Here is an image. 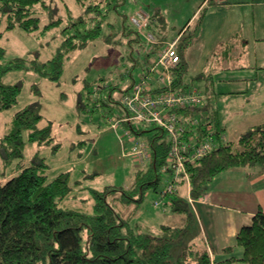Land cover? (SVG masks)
I'll return each instance as SVG.
<instances>
[{
    "label": "rangeland",
    "instance_id": "obj_1",
    "mask_svg": "<svg viewBox=\"0 0 264 264\" xmlns=\"http://www.w3.org/2000/svg\"><path fill=\"white\" fill-rule=\"evenodd\" d=\"M203 2L121 0L118 8L109 9L104 5L99 12L89 11L87 5L77 0H46L45 7H36V15L42 23L34 33L20 28L6 31L4 25L1 28L4 35L0 36V46L6 49L7 62L20 58L47 63L58 54V49L69 35L75 33L73 23L80 19L86 21L77 26L83 31L95 29L96 25L100 26L101 31L87 47L72 52L66 58L59 81L26 69L13 70L3 77L6 84L20 85L21 93L14 107L0 112V140L12 128L17 113L32 105L40 106L43 115L40 127L51 124L55 140L51 144L31 143L28 141V132H25L27 146L24 156L9 165L5 164L6 157L0 146V182H7L17 172L18 166L28 167L43 159L47 164L45 173L50 181L63 172L70 174L73 192L64 206L86 212H92L95 204L91 189L102 190L109 185L132 187L136 172L144 166L135 157L126 156L132 149V142L126 136L129 129L127 126L113 129V120L119 109L112 113L108 106L102 105L103 101L99 108H96L95 103L101 89L104 94L108 92L105 87L110 85H120L123 90L127 89L134 81L139 82L149 66L147 38L141 35L139 39L138 30L132 24V18L141 10L152 17L147 32L157 37L161 51L166 48L167 42L171 43L179 37L192 19L194 22L198 18L204 7H208L205 10L204 25L197 34L199 45L190 50L191 53L194 51V60L185 81L190 84L191 90L198 89L205 95L201 107L212 105L217 110L226 142H237L250 127L263 124L264 0H215L218 3L216 6L206 3L199 10ZM57 20L61 22L56 27L44 31L46 25ZM195 27H187L184 32L190 34ZM229 42L234 45V51L225 53ZM209 51L216 54L214 58L211 59ZM229 54L234 57H229ZM158 55L159 51H156L150 56L156 59ZM197 56L200 61L196 60ZM241 66L245 68L240 71L236 69ZM114 96L116 100H121V90H117ZM195 115L201 121L209 117L203 111ZM154 132L142 138L148 139ZM244 172L257 178L261 173L264 174V169L258 165L223 172L212 181L208 193L225 192L233 196L229 191L237 193L246 190L247 185L244 186L242 180ZM167 180L168 176L164 178L162 188H166ZM228 194L226 200L219 204L221 207H217L214 200L210 201L213 204L207 205L208 211L202 213L203 221L192 210L196 222L187 242H202V225L211 235L225 232L229 226H237L240 222L245 226L252 222L243 207ZM178 196L185 201L189 200L186 184L181 187ZM157 201L163 204L155 208ZM169 202V197L162 200L160 193L150 189L144 202L133 204L125 215L135 210V223L155 229L163 224L182 225L185 215L174 213ZM247 204L248 207L255 206L251 201ZM224 205L226 207L222 209ZM122 208L118 207L121 211ZM231 245L233 251L226 253L217 247V264H229L224 260L243 257L244 250L236 246V239ZM230 264L246 263L234 261Z\"/></svg>",
    "mask_w": 264,
    "mask_h": 264
},
{
    "label": "trees",
    "instance_id": "obj_2",
    "mask_svg": "<svg viewBox=\"0 0 264 264\" xmlns=\"http://www.w3.org/2000/svg\"><path fill=\"white\" fill-rule=\"evenodd\" d=\"M77 2L87 5L89 11L100 12L104 5L109 9L118 8L121 0ZM40 5L45 7L46 0H0V36L4 35L1 31L4 25L6 31L20 28L34 33L39 30L42 20L36 15V7ZM205 10L198 16L192 33L184 32L191 21L180 33L183 37L178 47L182 61L174 73L176 90L185 91L189 88L185 81L190 72L186 52L194 43L196 32L204 24ZM60 22L57 20L46 25L44 31L56 27ZM83 23H86L85 19L73 23L75 33L69 35L58 49V54L47 63L20 58L7 62L6 49L0 46V112L14 107L21 93L20 85L4 82L3 77L7 73L33 70L41 76L59 81L66 58L72 52L87 47L100 35V26L83 31L77 27ZM137 37L142 38L138 31ZM147 57L149 59L150 55ZM134 84L135 81L124 90L120 85L107 86V94L101 89L96 95V108L101 107L103 101L102 105L108 106L109 112L115 113L119 109L117 117L127 116L121 100H116L114 95L117 90H121L122 94L128 93ZM199 108L187 110L183 115L196 117ZM210 114L212 116L200 122L204 128L213 127L220 146L200 162L189 164L191 195L195 200L206 197L212 181L223 172L258 165L264 169V123L250 127L237 142H223L222 132L219 131V114L215 109H211ZM42 120L39 105L28 106L17 113L12 128L0 140L6 157L5 164H12L18 157L24 156L27 146L25 132H28V141L31 143L43 145L54 142L52 125L41 128ZM126 126L139 138L155 131L148 138L152 160L136 172L131 188L109 185L102 190L91 189L95 199L92 212L64 206L73 192L70 174L63 172L50 181L45 173L47 164L43 159L28 167L18 166L17 172L7 182H0V264H215L206 249L201 251L188 247L187 239L193 231L196 218L189 202L177 194L169 197V203L174 213L185 215V222L180 226L163 224L155 229L135 223V210L125 215L133 204L144 202L148 190L154 189L161 193L165 189L162 188V182L167 174L162 173V168L170 153L168 135L161 128L156 125H141L139 129L132 125ZM119 206L123 207L122 211L118 209ZM236 239V246L242 247L244 254L238 259L231 258V263L243 261L246 264H264L262 209L254 214L248 226L241 228ZM233 249L230 246L226 251Z\"/></svg>",
    "mask_w": 264,
    "mask_h": 264
},
{
    "label": "built area",
    "instance_id": "obj_3",
    "mask_svg": "<svg viewBox=\"0 0 264 264\" xmlns=\"http://www.w3.org/2000/svg\"><path fill=\"white\" fill-rule=\"evenodd\" d=\"M151 15L141 10L132 18L133 25L138 32L147 38L149 44L148 55L159 51L156 59L149 57V66L145 74L135 82L128 93L122 94L121 103L127 111V116L113 120V129L118 130L126 125H156L168 135L170 141V153L162 168V173L167 174L166 188L160 193L162 200L180 192L186 184L188 188L189 204L196 209L197 203H206L207 198L195 200L191 195V175L188 172L189 164H196L213 151L219 149L220 141L212 126L204 128L199 118L183 115L187 110L201 107L205 95L200 90L185 91L174 89V73L182 59L179 54V43L182 35L167 42L166 48H156L161 43L151 32H147L151 21ZM166 44V43H163ZM126 136L132 142L128 157H135L142 166H146L152 160L150 141L134 136L129 129ZM222 137V136H221ZM223 142L225 138L222 137ZM126 150V149H125ZM162 201H157L156 207H160Z\"/></svg>",
    "mask_w": 264,
    "mask_h": 264
},
{
    "label": "crops",
    "instance_id": "obj_4",
    "mask_svg": "<svg viewBox=\"0 0 264 264\" xmlns=\"http://www.w3.org/2000/svg\"><path fill=\"white\" fill-rule=\"evenodd\" d=\"M206 3H207V5L210 4V6H216V4H218L217 2H215V0H204L203 4L200 6L199 10L202 9ZM204 8L207 9L208 7H204ZM196 20H197V18L194 20V22H193V19L191 20L189 28L193 25H196L195 24ZM202 27H201V29H202ZM199 31L200 30H198L195 34L196 36L194 39V43L187 49V52H186V58H187V61L189 63V70L191 69L192 61L194 60L193 55H192V53H194V51L191 53L190 50L191 49L194 50V48L199 45L198 40H197V36H198L197 34ZM179 36H180V34H179ZM159 47L160 46H157L156 48L160 49ZM233 48H234V45H232V42H229L226 46L225 53H232L234 51ZM208 54H211V59L214 58L213 55H216L214 52L212 53L210 51L208 52ZM229 57H234V56L229 54ZM196 60L200 61V58H198V56H197ZM244 68L245 67L241 66V68H236V69H238L240 71L241 69H244ZM211 76L209 78H211ZM231 79H233V78H231ZM213 80H214V78H213ZM220 80L224 81L223 79H220ZM214 82H215V80H214ZM188 85H190V84H188ZM211 109H215V108H213L212 105H209L207 107H200L198 110H199V112L203 111L205 115L212 116V114H210ZM218 119H219V125H220V118H218ZM223 130L224 129H223L222 125H220L219 131L222 132L221 133L222 137H223ZM236 170H241V168H236ZM261 174L262 175H260L256 178L251 173H247V172L245 173L244 172L242 180H243V185L244 186L247 185V189L243 190V191L239 190V191H237V193H233L232 191H229L230 193L233 194V196H231V194H228L225 192L223 194L222 192L210 193V191H209V193H207L208 195L206 196V198H207L206 203H201V204L197 203L196 209L192 206L194 212L198 215V217H201L203 212L208 211L207 205L211 206L213 204V203L212 204L210 203L211 200L212 201L214 200L216 202L215 205L217 207H221L219 204L223 203L224 200H226L225 197L228 194V196L233 198L239 206L243 207V211H245L247 213L249 218H252L254 216V214L259 211V209H262L264 211V183H263L264 182V174L263 173H261ZM249 201L253 202L255 204V206L253 207V205H251L252 207H248L247 203H249ZM223 207L224 208H222V209H225L226 205H224ZM238 212H240V211L238 210ZM201 219H202V217H201ZM203 220L204 219H202V221ZM240 223H242V222H240ZM240 223H238L237 226L236 225L229 226V229L225 232H219V234L217 232V233H214L211 235H209L208 230L205 227H203V225H202V227H201V229H202V239H201L202 242L200 244H198L197 242L193 243V241H192L188 244V247H191V248L193 247L194 249L201 250V251L203 249H206L207 251L210 252L212 260L214 261V263L217 264V260H216V253H217L216 249H217V247H220L221 250L225 253L228 252V251H226V248L232 246L231 244L233 243V240L236 239L238 232L241 230V228H243L244 224L243 223L240 224ZM203 245L204 246L206 245V246L203 247ZM229 252H232V251H229ZM229 260L230 259L224 260V262L230 264L231 262Z\"/></svg>",
    "mask_w": 264,
    "mask_h": 264
}]
</instances>
